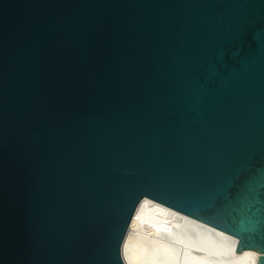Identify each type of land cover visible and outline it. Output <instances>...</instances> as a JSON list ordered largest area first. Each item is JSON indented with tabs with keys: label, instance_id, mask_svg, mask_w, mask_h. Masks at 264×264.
<instances>
[{
	"label": "water",
	"instance_id": "obj_1",
	"mask_svg": "<svg viewBox=\"0 0 264 264\" xmlns=\"http://www.w3.org/2000/svg\"><path fill=\"white\" fill-rule=\"evenodd\" d=\"M144 196L264 264V0H0V264H126Z\"/></svg>",
	"mask_w": 264,
	"mask_h": 264
},
{
	"label": "bare ground",
	"instance_id": "obj_2",
	"mask_svg": "<svg viewBox=\"0 0 264 264\" xmlns=\"http://www.w3.org/2000/svg\"><path fill=\"white\" fill-rule=\"evenodd\" d=\"M237 238L144 196L122 242L126 264H256L253 249L235 251Z\"/></svg>",
	"mask_w": 264,
	"mask_h": 264
}]
</instances>
